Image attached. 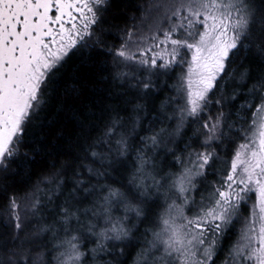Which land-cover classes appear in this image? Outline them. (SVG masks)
Listing matches in <instances>:
<instances>
[{"label":"snow or ice","instance_id":"1","mask_svg":"<svg viewBox=\"0 0 264 264\" xmlns=\"http://www.w3.org/2000/svg\"><path fill=\"white\" fill-rule=\"evenodd\" d=\"M0 198V264H264V0H0Z\"/></svg>","mask_w":264,"mask_h":264},{"label":"trees","instance_id":"2","mask_svg":"<svg viewBox=\"0 0 264 264\" xmlns=\"http://www.w3.org/2000/svg\"><path fill=\"white\" fill-rule=\"evenodd\" d=\"M145 3H147V0H145ZM125 19H126V18H125ZM119 22H120L121 24H123V23H124V20H121V21H119ZM35 166H37V165H34V167H35ZM18 181H19V177L17 178L16 186H17L18 188H22L23 186H22L21 184H19ZM3 203H4L3 198H0V207L3 206Z\"/></svg>","mask_w":264,"mask_h":264}]
</instances>
